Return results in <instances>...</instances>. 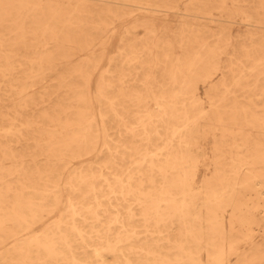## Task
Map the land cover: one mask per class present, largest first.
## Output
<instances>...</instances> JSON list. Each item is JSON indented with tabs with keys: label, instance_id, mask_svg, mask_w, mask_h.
<instances>
[{
	"label": "bare ground",
	"instance_id": "obj_1",
	"mask_svg": "<svg viewBox=\"0 0 264 264\" xmlns=\"http://www.w3.org/2000/svg\"><path fill=\"white\" fill-rule=\"evenodd\" d=\"M263 221L264 0H0V264H264Z\"/></svg>",
	"mask_w": 264,
	"mask_h": 264
},
{
	"label": "rangeland",
	"instance_id": "obj_2",
	"mask_svg": "<svg viewBox=\"0 0 264 264\" xmlns=\"http://www.w3.org/2000/svg\"><path fill=\"white\" fill-rule=\"evenodd\" d=\"M254 2H257V1H254ZM182 6H183V4H180V7H182ZM137 12H139V11H137ZM213 13L216 15L218 12L214 10ZM163 14H161L160 16L163 17ZM169 17L171 18V21L170 20L165 21L164 25L168 26V28L172 30V29L175 28L174 24H175V20L178 17V15L172 13V14L169 15ZM215 25H216L215 23L214 24L212 23V26H215ZM231 26H232L231 28L234 31H236L237 29H241V30L246 29L245 23H242L241 20H236L235 22H233V24H231ZM201 91H202V88H201ZM205 148L207 149L206 150L207 155H206V159L205 160L210 164L211 163L210 158L213 155V152H212L213 151V144L211 142H207ZM211 168H212V166H211ZM263 223H264V221H263Z\"/></svg>",
	"mask_w": 264,
	"mask_h": 264
}]
</instances>
